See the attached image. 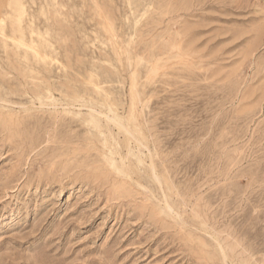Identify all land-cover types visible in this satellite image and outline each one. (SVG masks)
Listing matches in <instances>:
<instances>
[{"label": "rangeland", "instance_id": "1", "mask_svg": "<svg viewBox=\"0 0 264 264\" xmlns=\"http://www.w3.org/2000/svg\"><path fill=\"white\" fill-rule=\"evenodd\" d=\"M0 264H264V0H0Z\"/></svg>", "mask_w": 264, "mask_h": 264}, {"label": "bare ground", "instance_id": "2", "mask_svg": "<svg viewBox=\"0 0 264 264\" xmlns=\"http://www.w3.org/2000/svg\"><path fill=\"white\" fill-rule=\"evenodd\" d=\"M83 107V106H82ZM86 107V106H85ZM98 109V108H97ZM94 110H96V109H94ZM108 112V111H107ZM110 112V111H109ZM97 113V112H96ZM101 113H102V111H101ZM111 113V112H110ZM97 115V114H96ZM99 115H100V113H99ZM108 115L106 114V116L105 117H107ZM108 118V117H107ZM113 118H115V117H113ZM109 119V118H108ZM111 119V118H110ZM112 120H114L115 121V119H112ZM106 121V120H105ZM117 121V120H116ZM114 123V122H113ZM126 123V122H125ZM107 124H108V122H107ZM117 125H120V124H118V122L116 123ZM114 127H115V125H114ZM112 128H113V125H112ZM116 128H118V127H116ZM125 128V127H124ZM108 130V129H107ZM116 130V129H115ZM119 130V129H118ZM109 131V130H108ZM138 132V131H137ZM109 133V132H108ZM118 134V133H117ZM121 134H124V133H121ZM107 135V134H106ZM131 135V134H130ZM124 136V135H123ZM105 137V136H104ZM111 137V136H110ZM111 138H113V137H111ZM126 138H127V136H126ZM109 139V138H108ZM115 139V138H114ZM124 139V138H123ZM131 139V138H130ZM141 140V139H140ZM117 141V140H116ZM108 142V141H107ZM126 142H127V140H126ZM130 142V141H129ZM128 142V143H129ZM129 145V144H128ZM114 147V146H113ZM112 147V148H113ZM125 148V147H124ZM114 149V148H113ZM132 149V148H131ZM134 149V148H133ZM140 150V149H139ZM130 151V150H129ZM122 152V151H121ZM135 152H137V151H135ZM138 156H139V154H138ZM118 157H120L119 156V154H118ZM123 157V156H122ZM125 157H126V154H125ZM127 158V157H126ZM126 158H124V161L126 160ZM122 159V158H121ZM111 162V161H110ZM120 162V161H119ZM113 163V162H112ZM111 163V164H112ZM123 163V162H122ZM128 164V163H127ZM121 165V164H120ZM125 165H124V163H123V167H124ZM128 169H130L129 167H127ZM133 168H135V166L133 167ZM123 169V168H122ZM132 169V168H131ZM151 172H152V170H151ZM130 173H132V172H130ZM134 174V173H133ZM133 176V175H132ZM156 180H157V177H156ZM136 182V181H135Z\"/></svg>", "mask_w": 264, "mask_h": 264}]
</instances>
